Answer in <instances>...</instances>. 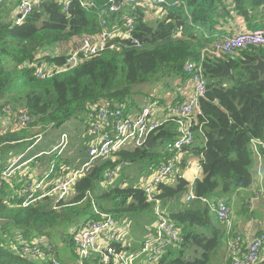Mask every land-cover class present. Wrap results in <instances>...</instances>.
<instances>
[{
    "label": "trees",
    "instance_id": "16d2710c",
    "mask_svg": "<svg viewBox=\"0 0 264 264\" xmlns=\"http://www.w3.org/2000/svg\"><path fill=\"white\" fill-rule=\"evenodd\" d=\"M174 1L162 0L160 4L166 8L156 6L147 11L144 7L123 6L121 12L113 13L108 0H96L97 8L90 11L77 0L70 4L69 11H64L56 0H44L20 25L0 19V118L4 108L23 102L34 121L32 125L61 127L79 113L87 115L90 105L105 100L124 105L138 96L149 103H162L165 94L157 87L178 95L179 82L189 80L186 64L199 61L201 50L213 43L217 32L232 30L234 25L228 28L229 21L235 24L236 15L253 31L261 29L256 18H264V0H182L186 5L176 8ZM160 8L167 12L155 19L153 15ZM123 14L134 18L132 39L139 46L132 40L115 39L118 50L108 49L46 80L35 76L37 64L59 68L66 64L69 50L58 55L46 54L45 50L64 46L85 34L95 36L119 24ZM180 25L184 31L176 36ZM257 55L264 60V49L255 47L240 51L237 57L205 59L207 91L200 99L194 128L206 140L201 154L197 153L202 155L205 176L195 182L196 198L192 201H186L191 184L181 175L183 170L159 186L156 198L182 231V241L178 249L170 250L153 264H215L220 255L222 238L202 198L228 202L236 191L253 185L255 160L249 144L252 140L264 142V74L249 69L256 65ZM222 64L232 71L231 76L221 75ZM178 135L176 124L168 123L153 136L152 148H128L92 164L65 200L48 197L25 208L16 195L10 196L20 188L18 180L14 181L13 191L4 186L0 190V264H39L11 251L20 235L28 241L47 237L58 251L62 244L71 248L72 232L82 220L98 219L93 204L101 213L129 219L134 233V227L140 232L151 230L154 206L142 188H124L127 179L123 169L129 165L147 166L144 175L149 177L152 170L168 161L167 143ZM29 140L24 133L0 134V177L13 151L17 154L21 147L37 141L34 137ZM108 170H118L120 180L118 185L105 189L102 183Z\"/></svg>",
    "mask_w": 264,
    "mask_h": 264
},
{
    "label": "built area",
    "instance_id": "2783aa9c",
    "mask_svg": "<svg viewBox=\"0 0 264 264\" xmlns=\"http://www.w3.org/2000/svg\"><path fill=\"white\" fill-rule=\"evenodd\" d=\"M44 0H21L18 9L12 19L14 25H20L28 17L40 8ZM64 11L70 10V4L75 0H56ZM82 8L94 10L97 8L96 0H77ZM5 0H0V12ZM162 0H108L107 6L113 13L121 12L123 6H139L152 10L156 6L166 8L161 5ZM174 8L186 5L182 0H175ZM160 8L159 12L166 13ZM161 16L165 14H159ZM191 22V21H190ZM105 25L106 22L103 21ZM135 29L134 18L129 14H123L119 24L105 28L101 33L91 36L76 37L73 42L75 49H70L67 53L66 64L63 68L55 65L37 64L35 76L38 79L46 80L55 74L66 73L78 67L82 61H87L94 56H98L104 51L118 50L115 39L132 40V33ZM184 31V26L180 25L176 30V36ZM138 45V43H136ZM139 46V45H138ZM259 47L264 49L263 30H237L232 34L217 33L213 43L201 50L198 62L186 64L185 71L188 79L179 89L178 95H173L170 102L162 104L159 101L147 102L143 108L136 113L129 111V104L124 105L102 101L87 107V135L90 138L88 165L81 170L65 171L55 169V165L50 170V175H45L43 180L36 179L33 175L25 178V171L16 174L18 169L23 168L27 163L20 164V159L14 158L9 166L2 172L0 177V190L9 185L12 191L15 189L14 181L18 180L20 188L15 194L20 199L22 207H30L44 198L57 197V201L70 197L76 183L84 177L86 168L92 164L103 160L106 161L113 154L125 151L128 148H143L147 146L153 136L166 124L175 123L178 128V138L167 143L170 152L167 162H164L157 170H152L149 177L141 180L138 188L144 190L148 202L154 206L155 223L149 229L150 236L138 250H132L129 242L126 241L128 229L131 226L129 219L121 220L111 214L98 211L96 204H93V213L97 220H89L74 229L73 242L77 258L74 264H153L163 259L170 250L178 249L182 241V231L177 224L163 211L161 202L156 198L158 188L161 184L168 182L177 173L183 170L184 149L192 147L196 142L195 127L197 126V115L200 112V99L206 96L207 80L204 76L205 59H225L227 57H237L240 51ZM55 55L60 54L59 49L55 50ZM183 90V91H181ZM8 113V115H7ZM0 120L17 121L21 128L29 127L32 119L29 112L19 109L6 111ZM182 134V137L180 136ZM61 142L52 149L51 152L58 151L60 155L67 147L69 139L62 135ZM14 144V142H13ZM251 153L256 158L263 157L264 142L261 140L251 141ZM51 154V153H50ZM48 154V155H50ZM172 154V155H171ZM57 171L60 181H54L52 173ZM65 174V176H63ZM66 177V178H65ZM119 178L118 170H108L105 174L102 187L108 189L114 187ZM25 182V184H22ZM46 184H49L46 186ZM51 184V185H50ZM256 182L254 180L253 185ZM254 197L258 199L264 194V186L261 184L254 189ZM196 196L189 192L186 201L194 200ZM208 209L215 215L220 223H223L230 230L234 211L231 205L221 199L202 198ZM21 236V235H20ZM23 237V236H22ZM18 237L20 248L11 247V251L28 258L30 261L38 263L63 264L55 256L51 249L50 241L47 237L34 238L31 242ZM47 238V239H46ZM51 246V247H50ZM231 252L223 264H260L264 252V232L260 233L253 241L246 243L242 232H233L229 241Z\"/></svg>",
    "mask_w": 264,
    "mask_h": 264
},
{
    "label": "crops",
    "instance_id": "0c3cea01",
    "mask_svg": "<svg viewBox=\"0 0 264 264\" xmlns=\"http://www.w3.org/2000/svg\"><path fill=\"white\" fill-rule=\"evenodd\" d=\"M231 1L232 0H226V3H230ZM20 2H21V0H5L4 4L2 6V10L0 12V19L3 20L6 17H8V15L10 14L9 20H12L14 15H15V12L18 9L17 7H18ZM160 13L165 14V13H162L161 11L159 12V14ZM255 21H256V24L261 28V29H257V30H263L264 31V18L258 17V18H256ZM229 22L230 23H229L228 28L234 25L232 30H229V31L223 30L222 32H219V33L226 35V34L235 33L237 30H246L247 29V30L253 31L249 28L248 22L245 21L239 15L235 16V24L233 21H229ZM221 26L222 25H220L219 27H221ZM75 47H76V44L73 41H70V42L66 43V45L60 46L59 49H60V51H62V53H64L70 49H75ZM184 82L185 81H183V83L181 85H183ZM177 84H178V82H177ZM181 91H183V90H181ZM171 95H173V94L169 93V92L167 94H165L163 96L164 100H162V104H165L166 100L168 98H169V100H167V102H170V100L172 98ZM138 98L141 100L144 99L146 102L142 106L137 105L136 107L132 108L131 109L132 113L139 112L143 108V106L147 103V99L145 97H138ZM85 120H86V123H85V126L83 128L82 135L79 138L78 135L76 134V136H77V138H76L77 140L75 141L76 147L74 149L70 150L71 154L73 155V158H74V161H73L74 163H71L70 159L64 155L65 151L68 150L70 145L72 144L71 139H70V137H71L70 132L67 133L64 131L61 133V137H62V135H66L69 139V143L60 155L58 154V151H56V152H51V151L53 148H55L56 146H58L60 144V142L62 140L61 137H60L61 140H57L56 142H52V145H51L49 150L48 149L43 150L42 152H39L37 155L29 156L31 154V152L37 147V145L42 142L41 139H40V141H38L39 140L38 139L33 145L28 147L26 149V151H24L23 154H21L22 156L21 155L20 156L19 155H13L11 159L19 157L20 164L27 163L23 168L18 169L16 171L15 175L19 174L22 171H25V173L27 174V176L25 178L33 175L35 178H41L40 180H43L45 175H50V164H49V166L47 164L50 161L52 163V166L55 165V169L57 171L61 168H62V170H65V171H69V169L70 170H81V169L85 168L90 161V157L88 156V147H89V143H90V138H88L87 131H86L88 120L87 119H85ZM2 122H3L4 126L7 124L6 127H8L9 129L12 128L13 130H15L17 128L15 126V121L10 122V121H3L2 120ZM195 136H196L195 144L192 147H189L188 149H186L182 153V155H183L182 167H184V171H183V173H181V175L184 174V177L190 182L191 185H190L189 191H192V193H193V187H194L195 182L197 180H202L205 176L204 173L202 172V166H201L202 155L199 156V155H197V153H198V151H200V154H201V150L205 147L206 140L202 134L200 135L199 133H197ZM48 154H50V155H48ZM54 155L59 156V157L62 156L63 161L61 163L57 162L56 159L54 158ZM254 160L255 161H254V164L252 167L253 168L252 171L254 172L256 184L252 185L250 189H240V190L236 191L234 194H232V196L230 197V200L228 201L229 204L231 205L233 211H234V217H233V221H232L230 230H228V228L224 224H221L217 220V218L214 216V219H213L214 225L217 228V230H219V232H220V236L222 238L221 241L224 242L222 245V248H221L222 250L220 252V255L216 258L215 264H223L224 261L229 256V254L231 252V249L229 247V241H230L231 237L233 236V232H240V233L242 232L243 239L246 243L253 241L260 233L264 232V194L261 195L258 199H256L254 197V191H253L254 189L258 188V186L261 184L264 186V154H263L262 158L254 157ZM63 163H65V164H63ZM44 164H46V166H43ZM62 165H65L66 169L64 167H62ZM189 165H192L193 169L190 168V171L189 170L185 171ZM129 167H133V166L129 165ZM57 171L55 173L51 174V177L53 178L51 183H53L54 181H60ZM140 171L137 174V175H139V178H138V180H136L135 186L139 185V183L143 179L142 177H145V175H146V174L145 175L140 174ZM42 174H45V175L42 176ZM126 175L134 176V175H130V174H126ZM63 176H65V174H63ZM48 185L49 184H46V186H48ZM71 194H73V190L71 191ZM193 194L195 195V193H193ZM68 198L69 197L67 196L66 199H68ZM87 222H85V223H87ZM85 223H83V224H85ZM154 223L151 225V227L154 225ZM80 225H82V224H80ZM132 227H133V224L131 222V226L127 230L128 235L126 237V241L129 242L130 248L132 250L138 251L142 247V245L147 241L148 237L150 236V232L148 229L147 232H142V234L136 235V233L132 232ZM19 237H22V236H19ZM139 239H143V241H141ZM18 240H19V238H18ZM47 240L49 242V239H47ZM19 243H20V241H19ZM51 243L52 242L50 240V244ZM60 246L61 247L59 248V251L57 249H55L53 246L51 247V249L53 250V253H55V256L58 259H60L63 264H74L76 261V258H77V254L75 252L74 242H73V246L71 248L66 249V245H64V244H62ZM12 247H13V244H12ZM15 248L19 249L20 246L15 247ZM263 261H264V252L262 254L261 263Z\"/></svg>",
    "mask_w": 264,
    "mask_h": 264
},
{
    "label": "rangeland",
    "instance_id": "374dc122",
    "mask_svg": "<svg viewBox=\"0 0 264 264\" xmlns=\"http://www.w3.org/2000/svg\"><path fill=\"white\" fill-rule=\"evenodd\" d=\"M9 15L5 19H3V21H5V22L9 21V19H10ZM153 16L156 19L159 16V11L157 10V12ZM155 19H153V20H155ZM59 47L60 46H57V47H54V48H48L47 50H45V52H46V54H51L52 55V54L55 53V50L59 49ZM59 51H60V49H59ZM65 53L66 52H64V54ZM60 54H63L62 51H60ZM157 89H160L163 92V94H167L169 92V91L163 90V88H161V86L157 87ZM145 102L146 101L144 99L141 100V99H138V96H135L134 99H130L129 111L132 108L136 107L137 105L142 106ZM4 109L6 111L23 109V110L28 112V109L24 106L23 102H20V103L14 104V105L12 104L11 106H7ZM7 115H8V113H7ZM85 117H86L85 112L79 113L76 116L72 117L68 121V123L64 124L61 127H54L52 125H49V127H47V128H43L40 125L39 126L32 125L34 123L33 120H32V122H31L29 127L21 128L19 126V124L17 123V121L13 120V121H15V126L17 127L15 130H13L12 128L9 129L8 127H6L7 124L4 126L2 120H0V122H1L0 123V134H3V133L4 134H8V133H12V131H14L15 133H19V134L24 133V137L28 138V141H31L29 139L32 138V137H34L35 140L39 139L38 141H40V139H41L42 142L40 144H38V145L36 144L37 147L29 155V156H32V155H37L39 152H42L43 150H46V149L49 150L51 145H52V142H56L57 140H61L60 137H61V133L62 132H64V131L67 132V133L70 132V135H71L70 139H71V143L72 144L70 145L69 149L65 151L64 155L67 158L70 159L71 163H74L73 162L74 158H73V155L71 154L70 150H72V149H74L76 147V144H75V141L77 140L76 139L77 138L76 134L78 135L79 138L82 135V131H83V128H84L85 123H86ZM196 134H197V132H195V135ZM159 146H161V144ZM159 146H157L158 149H159ZM27 148H28V146L21 147L20 150H19V153L16 154L15 151H13V154L20 156L21 154H23L24 151H26ZM54 158L59 163H61L63 161L62 156L59 157V156L54 155ZM11 161H12V159H11ZM47 164H48V166L50 164V170H51L52 169L51 161L49 163H47ZM63 164H65V163H63ZM43 166H46V164H44ZM62 167L65 168V165H62ZM190 168L193 169L192 165H189L188 168L185 171H187V170L190 171ZM146 169H147V166H145V167H135V166H133V167H126V169L124 168L123 169L124 175H126V174L134 175V176L126 175L125 178L127 179V181H126V184H123L124 188H126L128 185H135L136 184V180H138V178H139V175H137L138 172L141 170L140 174H144L146 172ZM87 170L88 169H86L85 172H87ZM183 171H184V169H183ZM183 171H182V173H183ZM43 175H45V174H42V176ZM36 179H39V178H36ZM119 180H120V176H119L118 180L116 181L115 185H118L117 183H118ZM10 189H11V187H10ZM11 191H12V189H11ZM87 221H89V219L85 218V219L82 220L81 224H83V223H85ZM134 230H135L136 235L142 234V232L138 231V229L136 227H134ZM223 243L224 242L222 241V245H223ZM58 244L60 245L61 243H58ZM13 246H15V247L20 246L19 240L14 241ZM39 264H41V263H39Z\"/></svg>",
    "mask_w": 264,
    "mask_h": 264
},
{
    "label": "water",
    "instance_id": "95a60500",
    "mask_svg": "<svg viewBox=\"0 0 264 264\" xmlns=\"http://www.w3.org/2000/svg\"><path fill=\"white\" fill-rule=\"evenodd\" d=\"M255 59H257L256 65L250 66L249 69L253 71H259L260 74L263 75L264 74V60L261 59L258 55L256 56ZM222 67H223V72L221 73L222 76L229 77L232 75V71L225 64H222ZM154 145H155V138L153 137L150 143L147 145V148H152Z\"/></svg>",
    "mask_w": 264,
    "mask_h": 264
},
{
    "label": "clouds",
    "instance_id": "9594fccd",
    "mask_svg": "<svg viewBox=\"0 0 264 264\" xmlns=\"http://www.w3.org/2000/svg\"><path fill=\"white\" fill-rule=\"evenodd\" d=\"M164 16V15H163ZM162 16L161 15H159L158 16V18H161ZM180 83V85L182 84V82H179ZM185 83V82H184ZM182 86V85H181ZM181 88V87H180ZM179 88V89H180ZM174 95V94H173ZM173 95H171L172 97H173ZM167 100H169V98L167 99ZM166 103H167V101H166ZM161 105H162V103H161ZM250 146H251V143L249 144V151H250V153H251V148H250ZM252 155H253V157H255L254 156V154L252 153ZM254 180H255V176H254ZM254 183V182H253ZM196 196V195H195ZM192 201V200H191ZM229 203V202H228ZM213 214V213H212ZM214 215V214H213ZM215 216V215H214ZM221 224H223V223H221Z\"/></svg>",
    "mask_w": 264,
    "mask_h": 264
}]
</instances>
